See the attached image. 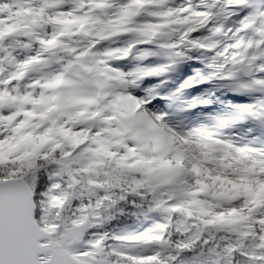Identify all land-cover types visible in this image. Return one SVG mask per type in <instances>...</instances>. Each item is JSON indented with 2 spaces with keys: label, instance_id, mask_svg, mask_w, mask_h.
Instances as JSON below:
<instances>
[{
  "label": "snow or ice",
  "instance_id": "6c2138e0",
  "mask_svg": "<svg viewBox=\"0 0 264 264\" xmlns=\"http://www.w3.org/2000/svg\"><path fill=\"white\" fill-rule=\"evenodd\" d=\"M0 264H264V0H0Z\"/></svg>",
  "mask_w": 264,
  "mask_h": 264
}]
</instances>
